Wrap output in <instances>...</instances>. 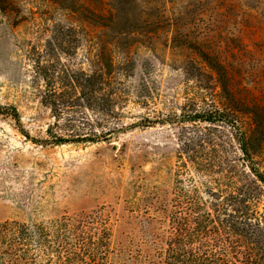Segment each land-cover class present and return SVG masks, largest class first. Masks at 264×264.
I'll list each match as a JSON object with an SVG mask.
<instances>
[{"label": "rangeland", "instance_id": "obj_1", "mask_svg": "<svg viewBox=\"0 0 264 264\" xmlns=\"http://www.w3.org/2000/svg\"><path fill=\"white\" fill-rule=\"evenodd\" d=\"M3 1L0 106L16 108L20 121L0 116V223L96 214L110 222L113 249L137 254L149 249L148 231L166 226L167 212L155 210L173 197L179 154H222L228 160L258 154L264 171V140L258 145L245 137L254 118L264 132V0L140 1L137 12L160 11L162 30L134 36L129 51L112 49L111 79L125 101L108 116L97 100L101 93L90 106L85 101L75 107L72 96L70 110L60 98L54 107L40 77L58 80L57 90L66 93V74L99 72L104 29L88 20L97 19L86 8L109 15L112 0ZM214 58L231 78L234 124H221L216 145L203 152L196 141L200 125L172 122L203 105L205 94L216 99L218 76L208 64ZM70 118L81 138L94 142L40 143L52 138L50 128L55 136L74 133ZM104 130L112 135L100 139ZM156 214L164 219L150 226Z\"/></svg>", "mask_w": 264, "mask_h": 264}, {"label": "trees", "instance_id": "obj_2", "mask_svg": "<svg viewBox=\"0 0 264 264\" xmlns=\"http://www.w3.org/2000/svg\"><path fill=\"white\" fill-rule=\"evenodd\" d=\"M140 1L112 0L111 11L105 16L86 8L97 19L89 17L88 20L104 29L99 41V72L66 74L62 83L66 93L57 90L58 80L40 77L52 93L54 104L51 105L57 107L53 101L60 98L70 110L73 96L75 107L83 108L85 101L90 106L94 95L101 93L97 100L106 105L103 113L108 116L110 108L125 101L111 79L112 49L122 46L129 51L136 42L134 36L156 35L163 25L160 11L150 8L137 12ZM3 2L0 0L2 5ZM208 64L218 76L216 99L205 94L203 105L171 121L200 125L196 126L199 131L196 141L203 152L207 146L216 145L215 131L222 128L221 124H234L229 108V101L233 99L231 78L219 59L214 58ZM79 94L81 97H77ZM5 115L20 121L14 107L0 106V116ZM67 123L69 131L74 133L55 136L50 128L52 138L40 143L94 142L81 138L73 119H67ZM251 123L245 137L248 142L261 145L264 132L255 118ZM111 135L112 130H104L100 139ZM257 155L244 154L243 158L228 160L222 154H179L181 166L176 174L173 197L169 203L162 200L161 208L155 210L158 215L160 210L167 212L166 226L162 232L148 231L149 237L144 240L150 250L145 247L132 254L125 247L113 249L110 222L96 214L65 216L47 222L5 221L0 223V264H264V171ZM158 215L149 217L150 226L151 222L164 219Z\"/></svg>", "mask_w": 264, "mask_h": 264}, {"label": "water", "instance_id": "obj_3", "mask_svg": "<svg viewBox=\"0 0 264 264\" xmlns=\"http://www.w3.org/2000/svg\"><path fill=\"white\" fill-rule=\"evenodd\" d=\"M114 151H116V148H114Z\"/></svg>", "mask_w": 264, "mask_h": 264}]
</instances>
